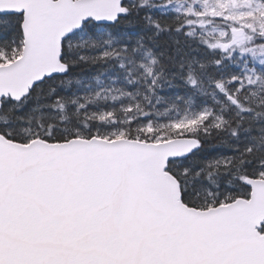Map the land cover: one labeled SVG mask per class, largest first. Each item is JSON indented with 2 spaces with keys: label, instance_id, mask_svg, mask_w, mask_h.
I'll return each mask as SVG.
<instances>
[{
  "label": "snow or ice",
  "instance_id": "obj_1",
  "mask_svg": "<svg viewBox=\"0 0 264 264\" xmlns=\"http://www.w3.org/2000/svg\"><path fill=\"white\" fill-rule=\"evenodd\" d=\"M0 264H264V0H0Z\"/></svg>",
  "mask_w": 264,
  "mask_h": 264
}]
</instances>
